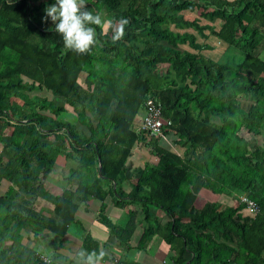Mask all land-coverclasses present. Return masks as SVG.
Listing matches in <instances>:
<instances>
[{
  "label": "trees",
  "instance_id": "obj_1",
  "mask_svg": "<svg viewBox=\"0 0 264 264\" xmlns=\"http://www.w3.org/2000/svg\"><path fill=\"white\" fill-rule=\"evenodd\" d=\"M54 2L0 0V264H57L23 239L62 237L89 199L126 245L143 221L136 245L156 235L173 250L170 264H264V0H87L94 14L129 23L116 43L97 27L85 55L49 30ZM215 42L221 59L208 54ZM146 94L168 120L165 140L134 129ZM137 146L153 161L127 175ZM59 156L75 165L52 192ZM203 191L213 200L196 205ZM108 204L122 209L118 219ZM97 245L83 234L84 249Z\"/></svg>",
  "mask_w": 264,
  "mask_h": 264
},
{
  "label": "crops",
  "instance_id": "obj_2",
  "mask_svg": "<svg viewBox=\"0 0 264 264\" xmlns=\"http://www.w3.org/2000/svg\"><path fill=\"white\" fill-rule=\"evenodd\" d=\"M56 172L60 173L55 171L53 174H57ZM60 175L64 176L65 174L63 175L60 173ZM60 175L58 174L57 176ZM0 185H4L2 188H0L3 190L5 187L4 180L0 182ZM58 186H56L57 190L51 191L58 192L63 186V183ZM98 206L99 201L96 199H89L87 201V207L81 205L74 214V221L68 225L66 232L61 237V246H53V248H51L48 253H42V255L50 258L57 264H72L70 257L74 256L75 251L83 248L82 237L84 233H88L96 240L98 244L97 249H102L107 253L102 264L171 263V255L173 254V250H171V247L166 245L156 235H152L146 239L144 244L140 247L136 245V242L141 231L136 232L135 228L133 231L137 234H135V241L132 239V233L129 240L127 241V245L126 243L119 242L116 235H114L112 232L109 233L106 228L98 221ZM121 213L122 209L119 207L109 204L106 207V214L112 221L118 219ZM23 242V244L33 248V244L36 242V239H33V235L30 233L28 234L27 239L26 237L23 239Z\"/></svg>",
  "mask_w": 264,
  "mask_h": 264
},
{
  "label": "clouds",
  "instance_id": "obj_3",
  "mask_svg": "<svg viewBox=\"0 0 264 264\" xmlns=\"http://www.w3.org/2000/svg\"><path fill=\"white\" fill-rule=\"evenodd\" d=\"M86 5L87 0H55L45 9L44 19L50 18L54 24L49 30L58 33L64 47L78 55L89 54L99 43L97 27H102L105 33L110 30L111 41L116 43L125 36V26L129 23L126 18L105 19L101 13L89 11ZM106 255L102 249L88 251L81 248L70 260L72 264H102Z\"/></svg>",
  "mask_w": 264,
  "mask_h": 264
},
{
  "label": "rangeland",
  "instance_id": "obj_4",
  "mask_svg": "<svg viewBox=\"0 0 264 264\" xmlns=\"http://www.w3.org/2000/svg\"><path fill=\"white\" fill-rule=\"evenodd\" d=\"M181 13H183L184 16H187L188 18H192V16H195L198 18L199 20V23L202 24V23H211L213 24L215 27L217 25V22L218 20H208L207 17H203V16H200L198 11H195V12H188V11H182ZM169 28L170 30L174 31V32H180V31H183V30H190V28H181V29H176V28H173L171 25H169ZM194 32V31H192ZM195 36H196V40L197 41H201L205 34L204 32H201L200 30L198 31H195ZM207 40H213L212 37L210 36H207L206 37ZM182 47V46H181ZM217 42H215V44L213 45V48L211 50L208 51V54H210L211 57H216L217 55H220V59L225 56V54L223 53H218L220 50H221V47H219ZM235 50H229L228 52H234ZM232 53H226V56L227 57H230ZM223 55V56H222ZM262 56L264 55V50L262 51ZM237 56H239V54H237L234 58H237ZM167 142V141H166ZM253 143V140H250V144ZM148 158L150 161H153V157L152 156H148L145 149H142L141 147H135L134 150H133V153L132 155L128 158L127 160V163H126V169H127V175H129L130 173H135L136 171H138L141 167H142V160L143 158ZM75 165V161L72 160V159H69V158H66V157H62V156H59L57 158V161L54 165V169L55 171H58L60 172L61 174H66L67 172H69L73 166ZM57 173V172H56ZM57 174H51V176H48L47 177V180H46V186L47 188H49L50 190H57V187L58 185H60L61 183L64 182L62 176H57ZM2 186L4 185H0V188H2ZM59 187V186H58ZM53 188H56V189H53ZM60 188V187H59ZM205 194L204 196L203 195H200L196 198V205H199L203 200L204 198L206 200H210L212 199L213 200V197H214V194L210 193V192H207V191H203ZM216 197V196H215ZM216 199H218L219 202H222L223 204H227L228 202L231 201V198L227 197V196H223L222 197H219ZM94 201V200H93ZM156 210V208L154 209ZM124 222V219L123 218H120L118 221H117V224L118 225H121L122 223ZM145 225V223L143 221H139V223L137 222V225H136V232L138 231H141L142 228L141 225ZM135 232H133L132 234V239H134V241L136 240L135 238ZM137 235V234H136ZM61 243H62V239L61 237L59 238L58 236H55V235H52V234H46L44 236H41L36 242H34V246L33 248H35L36 250L42 252V253H48L50 251L51 248L54 247H57V246H61Z\"/></svg>",
  "mask_w": 264,
  "mask_h": 264
},
{
  "label": "built area",
  "instance_id": "obj_5",
  "mask_svg": "<svg viewBox=\"0 0 264 264\" xmlns=\"http://www.w3.org/2000/svg\"><path fill=\"white\" fill-rule=\"evenodd\" d=\"M160 112V102L149 94L144 95L140 111L134 116V129L136 131L145 130L150 135H159L164 139L165 137L162 135L161 128L164 124L168 123V120L164 122L160 117ZM239 201L244 203L247 209L251 212H255L258 209V206L253 200L245 196H240ZM40 257L42 261H49V258L46 256L40 255Z\"/></svg>",
  "mask_w": 264,
  "mask_h": 264
},
{
  "label": "water",
  "instance_id": "obj_6",
  "mask_svg": "<svg viewBox=\"0 0 264 264\" xmlns=\"http://www.w3.org/2000/svg\"><path fill=\"white\" fill-rule=\"evenodd\" d=\"M98 170H99V166H98Z\"/></svg>",
  "mask_w": 264,
  "mask_h": 264
}]
</instances>
